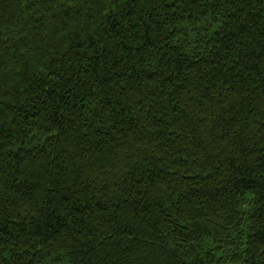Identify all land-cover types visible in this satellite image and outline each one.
<instances>
[{"label": "trees", "instance_id": "obj_1", "mask_svg": "<svg viewBox=\"0 0 264 264\" xmlns=\"http://www.w3.org/2000/svg\"><path fill=\"white\" fill-rule=\"evenodd\" d=\"M0 264H264V0H0Z\"/></svg>", "mask_w": 264, "mask_h": 264}]
</instances>
